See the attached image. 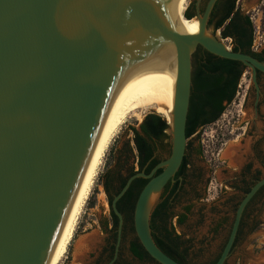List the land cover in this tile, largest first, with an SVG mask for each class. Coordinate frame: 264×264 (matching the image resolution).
<instances>
[{
    "label": "water",
    "instance_id": "water-1",
    "mask_svg": "<svg viewBox=\"0 0 264 264\" xmlns=\"http://www.w3.org/2000/svg\"><path fill=\"white\" fill-rule=\"evenodd\" d=\"M201 1L193 18L200 31L191 35L174 26L181 0H0V264H48L111 119L146 85L165 44L177 59L171 154L129 177L112 209L121 234L117 203L136 179L148 180L135 206L136 235L158 264H180L157 246L150 224L186 155L194 54L201 47L251 70L255 106L264 74V62L208 32L219 0L203 13ZM263 187L264 178L238 205L216 264L229 262L244 211ZM119 245L120 237L117 253Z\"/></svg>",
    "mask_w": 264,
    "mask_h": 264
},
{
    "label": "rangeland",
    "instance_id": "rangeland-1",
    "mask_svg": "<svg viewBox=\"0 0 264 264\" xmlns=\"http://www.w3.org/2000/svg\"><path fill=\"white\" fill-rule=\"evenodd\" d=\"M197 1L189 0L188 7ZM239 7L244 15L253 20L254 36L257 26H260V30L264 32V2L241 0ZM195 14L197 15V10ZM208 32L215 34L213 27H209ZM216 35L224 39L221 36V31H218ZM224 43L229 49H233L231 39H224ZM262 50H264V45ZM259 83L263 101L258 116L256 108H254L255 99H257L256 90L252 83V72L248 69L241 78L234 101L231 104H226V110L220 119L188 139L187 148H190L188 154L191 165L203 174V179L210 177L211 172L216 170L217 178L212 179L210 202L220 197L221 201L218 203L220 205L221 202L224 203L228 199L229 195L225 193L223 182L231 178L232 169L239 165L231 163V156L236 157L240 149H247L253 138H260L261 146L264 149V76L261 77ZM152 111L143 112L142 120H138L134 116L127 118L114 137L103 159L67 255L61 264H96L97 261V264H109L105 263V258H99L107 237L106 232L103 233L97 244L88 246L85 250L78 249L79 242L86 234L95 231L102 232L101 223L111 219L110 205L100 176L121 155L125 144L132 138L133 135L129 132V127H138L144 117ZM259 168L261 169L260 166ZM263 176L264 169L262 170ZM202 207L201 204H195L193 213L189 215L186 223L182 226L176 224L174 227L176 232L188 241L190 248L188 258L194 264H207L216 259L227 242L230 226L234 219V214H228L222 225L215 228L211 224L212 219H215L218 213L211 211L210 207H206L201 217L199 211ZM177 211L180 212L179 208ZM246 223L248 225L243 230V235L234 247L227 264H264V196L259 198V213L248 215ZM123 259L131 264H139L128 252L127 243L123 246Z\"/></svg>",
    "mask_w": 264,
    "mask_h": 264
},
{
    "label": "trees",
    "instance_id": "trees-1",
    "mask_svg": "<svg viewBox=\"0 0 264 264\" xmlns=\"http://www.w3.org/2000/svg\"><path fill=\"white\" fill-rule=\"evenodd\" d=\"M208 1L206 0V4ZM240 2L241 0H219L211 14L209 27H213L214 31H221L224 39H231L234 52H243L264 62V53L252 50L254 26L250 17L242 13L239 7ZM194 9L195 2L186 9L183 16L185 20L196 16ZM203 12L204 9H202ZM193 62V87L186 129L188 139H191L200 127H206L220 119L226 110V104L234 101L241 78L248 70L240 62L214 56L201 47L194 54ZM138 125V127H129L132 138L125 144L121 155L100 176L111 210V219L101 223L104 231H109L111 223L115 227L118 226V217L112 209V201L113 197L125 186L128 178L137 172L149 174L156 165L166 160L171 154L169 125L161 114L152 111ZM186 165L184 158L176 176L184 175ZM161 171L159 170L158 174ZM147 182L146 179H136L117 203L118 210L124 216L125 224L131 225L132 228L135 206ZM168 208V201L164 200L156 206L152 213L150 225L153 239L157 246L175 261L180 264H194L188 258L190 248L181 249L184 245H188V241H180L183 237L175 235L174 229L169 232L162 226ZM186 221L187 217L182 215L178 219V225L182 226ZM163 231L165 234H162ZM131 251L141 261L150 260L158 264L149 256L141 243H133ZM220 256L221 254L207 264H216Z\"/></svg>",
    "mask_w": 264,
    "mask_h": 264
},
{
    "label": "flooded vegetation",
    "instance_id": "flooded-vegetation-1",
    "mask_svg": "<svg viewBox=\"0 0 264 264\" xmlns=\"http://www.w3.org/2000/svg\"><path fill=\"white\" fill-rule=\"evenodd\" d=\"M262 2H264V0H259V3ZM205 8L206 0H202L200 3L201 13L202 9H204L205 11ZM194 10H197L196 6ZM220 16L221 14L218 15V18ZM262 52L264 53V50H262ZM262 76H264V74L258 73V80H260ZM262 96L263 93L261 91L260 99L258 101L257 106H255L254 103V108H256L257 116L260 114L259 110L263 101ZM204 128L205 127H200L198 132ZM189 149L187 148L185 155L187 165L184 175L175 176L174 181H170L163 189L159 199V203L164 200L168 201L169 208L165 212L164 221H162V226L165 227L169 232L174 229L176 224H178V219L182 215H185L188 218L189 215L193 213V207L197 203L203 206L199 211L201 217L203 216V210H205L206 207H210L211 211L218 213L217 217H215V219H212L211 225H213V227L215 228H219L222 223L226 220V215L232 213L235 216L238 205L240 204L242 199L251 190V188L257 182H259V180L264 178V176L262 177V170L264 169V149L261 146V139L253 138L247 149H240L239 152L236 154V157L231 156L232 158H230L234 159L235 162L239 165L232 169L231 178H228L223 182L225 184L226 189L225 193L229 195L228 199L224 203L221 202L220 205L218 204L221 201L220 197L210 202L209 198L211 196L210 193L212 179L217 178L216 170H213V172H211L210 177H208L207 179H203V174H201L198 169L191 165V161L188 154ZM259 166L261 167V169L259 168ZM262 196H264V187L260 190V192H257V194L250 201L244 211L235 246L240 241L243 235V230L248 225L246 223L247 216L250 214L259 213V198ZM177 208H179L180 212L177 211ZM231 228L232 224L230 226V230ZM174 231L175 235L181 236L178 232H176L175 229ZM104 232H106L107 237L105 239V244L101 250L99 258H105V263H110L114 261L117 253V244L120 237V245L116 257L117 259H115L113 264H131L123 259V246L126 243L128 252L135 260L139 262V264H156L150 260L141 261L132 254L131 247L133 243L140 242L136 235L134 225L133 228L131 225H126L124 216L121 234L119 233V218L117 227H115V225L111 223L109 225V231H104V229L102 228V233ZM162 234H165V231H163ZM228 238L229 235L227 237V240ZM183 240L184 238L180 239V241ZM186 247H188V245H184L183 247H181V249H186ZM222 251L223 249L220 251L218 256L222 253ZM97 263L98 261L96 262V264Z\"/></svg>",
    "mask_w": 264,
    "mask_h": 264
},
{
    "label": "bare ground",
    "instance_id": "bare-ground-1",
    "mask_svg": "<svg viewBox=\"0 0 264 264\" xmlns=\"http://www.w3.org/2000/svg\"><path fill=\"white\" fill-rule=\"evenodd\" d=\"M189 0H181L174 26L187 34L196 35L200 31V22L195 18L185 20L184 13ZM174 48L165 44L158 63L146 85L127 98L119 107L104 135L89 172L70 206L60 236L54 246L48 264H61L67 255L74 238L79 220L92 193L103 159L114 137L130 116L142 120L141 114L153 110L161 114L168 122L172 119L177 86V59ZM235 164V160L231 159Z\"/></svg>",
    "mask_w": 264,
    "mask_h": 264
},
{
    "label": "crops",
    "instance_id": "crops-1",
    "mask_svg": "<svg viewBox=\"0 0 264 264\" xmlns=\"http://www.w3.org/2000/svg\"><path fill=\"white\" fill-rule=\"evenodd\" d=\"M102 235L103 233L98 231L86 234L80 239L78 249L82 251L87 249L88 246H93L97 244L101 240Z\"/></svg>",
    "mask_w": 264,
    "mask_h": 264
},
{
    "label": "built area",
    "instance_id": "built-area-1",
    "mask_svg": "<svg viewBox=\"0 0 264 264\" xmlns=\"http://www.w3.org/2000/svg\"><path fill=\"white\" fill-rule=\"evenodd\" d=\"M260 29V26H257L252 46V50L254 52H261L264 45V32H262Z\"/></svg>",
    "mask_w": 264,
    "mask_h": 264
}]
</instances>
